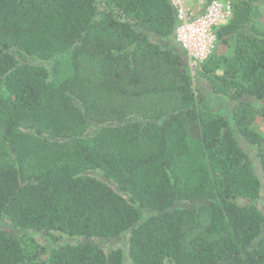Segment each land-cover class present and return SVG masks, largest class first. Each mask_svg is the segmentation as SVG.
Wrapping results in <instances>:
<instances>
[{"label": "trees", "instance_id": "1", "mask_svg": "<svg viewBox=\"0 0 264 264\" xmlns=\"http://www.w3.org/2000/svg\"><path fill=\"white\" fill-rule=\"evenodd\" d=\"M230 1L213 108L170 0H0V221L87 238L0 227V264H264V0Z\"/></svg>", "mask_w": 264, "mask_h": 264}, {"label": "built area", "instance_id": "2", "mask_svg": "<svg viewBox=\"0 0 264 264\" xmlns=\"http://www.w3.org/2000/svg\"><path fill=\"white\" fill-rule=\"evenodd\" d=\"M177 17L176 40L192 75L218 50L217 30L232 17L230 0H170Z\"/></svg>", "mask_w": 264, "mask_h": 264}, {"label": "rangeland", "instance_id": "3", "mask_svg": "<svg viewBox=\"0 0 264 264\" xmlns=\"http://www.w3.org/2000/svg\"><path fill=\"white\" fill-rule=\"evenodd\" d=\"M194 76V84L196 85L197 88L201 89V91L204 93L206 96L207 100L209 101L210 105L215 108L217 103L219 102L218 97H216L213 94H210L207 90L203 88V83L202 81H198V72L193 74ZM232 102L230 105L233 106ZM254 128L262 133L264 135V117L258 118V120L255 122ZM238 138L241 142V145L248 151L253 163H254V169L256 173L259 176L263 175V167H262V162L261 159L258 155V149L256 145H252L251 143L247 142L243 136L238 135ZM242 202L246 203L249 202L248 200H242ZM259 207L262 209L264 212V201L259 200ZM0 227H3L4 229H8L13 231L17 236H22L24 238L32 239L38 241L42 245L48 248V250H51L53 247L61 244H67V243H80L84 242L87 240L85 237H75L71 238L68 236H64L61 238L59 241H55L51 239L50 237H47L43 233H39L37 231H28V230H20V229H15L11 227V225L6 221L2 220L0 221ZM128 236L129 233L126 232L123 235L115 238H110V239H102V238H88L89 240L101 245L107 250L113 249V248H123L124 250H128Z\"/></svg>", "mask_w": 264, "mask_h": 264}]
</instances>
